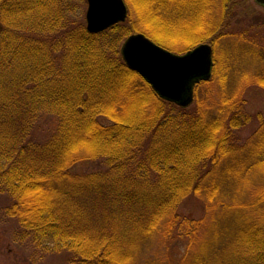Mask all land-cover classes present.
Returning <instances> with one entry per match:
<instances>
[{
    "label": "trees",
    "instance_id": "trees-1",
    "mask_svg": "<svg viewBox=\"0 0 264 264\" xmlns=\"http://www.w3.org/2000/svg\"><path fill=\"white\" fill-rule=\"evenodd\" d=\"M147 1L151 15L167 6L186 12L203 5ZM83 2L0 0V214L16 223L18 244L64 252V264H128L160 232L186 237V249L176 262L153 264H264V194L247 202L227 189L236 177L227 160H236L244 124L238 89L207 107L158 97L118 51L124 22L91 33ZM130 19L129 13L125 23ZM258 24L252 27L260 31L264 22ZM158 27L164 34L170 29L165 22ZM227 35L245 36L254 77L264 87L258 57L264 36L248 29ZM215 76L196 92L211 87ZM123 103L138 115L130 117ZM50 116L54 126L41 127ZM81 159L97 167L72 171ZM190 195L206 201L204 217L176 214Z\"/></svg>",
    "mask_w": 264,
    "mask_h": 264
},
{
    "label": "rangeland",
    "instance_id": "rangeland-1",
    "mask_svg": "<svg viewBox=\"0 0 264 264\" xmlns=\"http://www.w3.org/2000/svg\"><path fill=\"white\" fill-rule=\"evenodd\" d=\"M229 1H231L230 5ZM229 1L201 0L203 5H200L199 9L186 12L185 10L180 12L175 9L176 5L167 6L161 10H154L151 15L150 11H152L153 6L149 7L150 3L147 0H125L129 6L131 19L126 23L120 22L123 23L121 26L126 28L125 31L123 30L126 35H122L118 51L123 59L121 53L122 43L130 34L137 32L151 34L156 40L164 42L166 44L165 47L181 54L202 42H207L214 46L215 60H218L214 70L216 72L215 83L211 87L208 85L201 86L198 90L200 93L196 92L198 95L194 102L199 100L202 106L207 107L210 101L232 97L233 92L238 89L239 95L237 97H240L241 99H239L243 103L244 115L242 120L244 124L237 129L238 136L235 142L238 146L240 145V148L237 149V154H232V157L235 155L236 160L234 162H231L230 159L227 160V167L230 166L231 174L236 176L228 181L227 189L229 187L233 188L228 190L230 193L235 194L234 196L237 199L250 202L255 199L254 196L259 191L264 194V135L261 134L262 130L264 133V87L260 85L259 79L254 77L255 72L253 66H251V56L248 54L249 51L245 50V47L248 48L247 45L245 46V36L232 40L231 36L227 35V32L232 29L236 30V32H245V29H248L253 36L259 37L261 40L264 36V28L258 31L252 26L259 25L258 20L264 22V6L256 0ZM81 5H83V18L86 22L87 0ZM77 10L76 20L79 17L81 8L78 7ZM152 18H157L159 24L165 22L170 28L169 31L164 34L159 29L157 20L152 21ZM185 23L190 24L191 32L197 29L199 36L193 37L187 31L185 32V29L188 28L184 25ZM197 38L199 40L198 43L193 45L192 43ZM235 42H237L238 46L233 44ZM261 42H258V44H261L259 48L263 50L264 40ZM233 46L235 49H233ZM258 57L264 59V50ZM123 61L125 63L124 59ZM261 62L264 67V60ZM138 75L152 88L150 83L140 74ZM154 92L158 97L162 98L155 90ZM171 103L180 106L174 102ZM108 105L116 104L110 102L106 104V106ZM122 105V110H127L130 117L132 114L135 117L138 115V111L134 112L131 108L126 107L129 103L128 105L126 103ZM50 118L45 123L43 122L41 127L51 129L54 126V118L51 116ZM37 126H34V131ZM257 129L260 130L261 135ZM94 167H97L96 162L90 159H81L71 169L76 173H84L92 171ZM229 200H232V198L227 196V201ZM255 201L256 199L253 202ZM261 203H263L261 204V212H263L264 201H261ZM1 205L2 200L0 199ZM206 205L207 203L203 198L190 195L178 204L176 214L188 219H200L206 215ZM2 218L0 214V264H64L66 262L67 255L64 252L58 254L46 253L32 246L18 244L17 239L13 236L16 223ZM161 234L160 232L157 233L153 242L147 248L142 249L140 252L136 251L134 257H130L128 264H153L155 262L153 259H156V261L176 262L180 259L185 252L187 238L174 234V237L166 239Z\"/></svg>",
    "mask_w": 264,
    "mask_h": 264
},
{
    "label": "water",
    "instance_id": "water-1",
    "mask_svg": "<svg viewBox=\"0 0 264 264\" xmlns=\"http://www.w3.org/2000/svg\"><path fill=\"white\" fill-rule=\"evenodd\" d=\"M264 6V0H256ZM125 0H87L86 22L91 32L103 31L128 16ZM128 67L137 71L165 100L182 107L195 98V86L214 70V51L203 42L185 53L173 52L143 32L130 34L121 45Z\"/></svg>",
    "mask_w": 264,
    "mask_h": 264
}]
</instances>
